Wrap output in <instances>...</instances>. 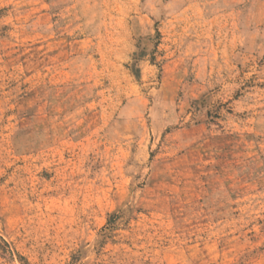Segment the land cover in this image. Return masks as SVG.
Masks as SVG:
<instances>
[{"label":"rangeland","instance_id":"374dc122","mask_svg":"<svg viewBox=\"0 0 264 264\" xmlns=\"http://www.w3.org/2000/svg\"><path fill=\"white\" fill-rule=\"evenodd\" d=\"M0 264H264V0H0Z\"/></svg>","mask_w":264,"mask_h":264}]
</instances>
